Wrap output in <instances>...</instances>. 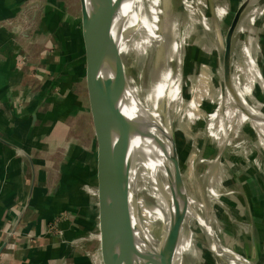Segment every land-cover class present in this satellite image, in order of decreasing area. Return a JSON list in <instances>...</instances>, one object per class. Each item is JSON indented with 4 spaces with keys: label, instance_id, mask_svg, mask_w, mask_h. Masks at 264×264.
Here are the masks:
<instances>
[{
    "label": "water",
    "instance_id": "95a60500",
    "mask_svg": "<svg viewBox=\"0 0 264 264\" xmlns=\"http://www.w3.org/2000/svg\"><path fill=\"white\" fill-rule=\"evenodd\" d=\"M260 1L242 2L222 36L223 86L237 107L240 106L235 95L232 68L235 35L242 19ZM135 2L78 0V13L72 7L63 6L79 74L85 85L91 121L95 156L98 264H175L176 256L181 252L182 236L190 209L189 193L182 172L180 134L178 127L175 128L176 123L168 124L170 116L167 99L162 100L160 120L150 114L133 93V87L139 86L131 73L133 67L122 55L121 42L127 34L126 18ZM161 4L167 13L168 0H161ZM29 26L34 27L30 22ZM31 28L27 30L28 33ZM158 31L160 36L164 35V24L161 21ZM154 56L156 65L164 63L167 57L166 46L159 45ZM145 63L148 64L147 61ZM179 95L181 97V92ZM244 129L257 139L252 128L244 126ZM138 154L163 171L169 189L167 203L171 228L159 239L157 246H152L142 230L139 211L134 203L132 171ZM62 184L63 180L56 187L54 195L61 190ZM196 224L204 232L200 223ZM250 235V255L247 252H234L243 258V264H259L260 256L253 228ZM211 238V241L206 238L211 251L221 260L228 258L229 254L220 255L216 252V247L221 244L216 236Z\"/></svg>",
    "mask_w": 264,
    "mask_h": 264
},
{
    "label": "rangeland",
    "instance_id": "374dc122",
    "mask_svg": "<svg viewBox=\"0 0 264 264\" xmlns=\"http://www.w3.org/2000/svg\"><path fill=\"white\" fill-rule=\"evenodd\" d=\"M46 1L48 2L49 8L46 5ZM242 1L243 0H211L210 14L212 18L215 16V11L219 9H223L225 12L224 17L220 20V25L223 28V36L229 21L232 19L233 14L241 5ZM38 2L44 6V13L41 21L42 38L45 34V39L47 41L46 43L43 42L42 51L47 50L49 45L53 46L50 52L53 51L57 59L59 56L60 61L56 64H62V68H64L63 73H65V75L73 73V79L79 81L76 94L81 102H83L82 109H67L66 114L65 112L63 114L65 116H69L70 114L71 116H69L70 120L68 123L71 124L72 131L70 138L72 137L71 139L73 140L70 146L74 145L80 152V155L78 154L75 156L78 164L76 165L77 167H69L68 171L65 172L67 173L66 177L63 176V179H65L63 182L67 181L71 188L72 196L64 200L59 199L57 203V206L63 211L60 222H64L67 218L71 217L68 222V233L67 235H63V230L57 227L52 229L51 233L61 239L56 245L59 251L58 253L64 252L66 243L69 242L70 245H73V248H69V251L73 254V258L82 257L85 260L83 264H98L99 246L94 212L95 198L92 193H89L90 190L95 187V168L92 157L93 150L91 152V145L92 147L94 146L91 121L88 122L85 85L79 74L78 62L76 59L74 60L75 56L71 44L69 28L64 21L63 9V6L66 5L67 7H72L75 13H78V0H39ZM178 3L175 2L172 6V17L176 20L174 23L171 22L169 27L172 28L177 25L180 10V17L184 18L185 22L184 25L181 26V31L185 33L188 27V21L184 15L187 12L185 5H182L180 0H178ZM155 12L158 13L157 9H155ZM158 18H160L159 15ZM253 20L254 23L252 25ZM126 21L128 24L127 18ZM244 21H246V29H251V33L249 32V39L251 43H253L259 25L262 23L264 24V0L258 2L250 10L245 16ZM262 36H264V33ZM198 38L199 37L192 36L188 39L186 42L187 46L185 45L181 51V75L184 79V87L182 88L184 98H182V96L181 98L187 105L193 97V93L191 92V89L193 90V81L195 76L200 73L205 59L209 62L210 67L214 68L211 70L214 75L216 77L218 75L216 72L217 69L215 70L216 55H214L215 57L205 56L206 54L203 53L202 48L203 45L208 42L200 37L201 43H197L195 39ZM55 45H57V48ZM76 64L77 69L74 68ZM147 68L148 65L144 63V66L140 68L139 66L133 67L131 70L134 80L139 87L143 83V75L146 74ZM215 108L216 105L212 106L211 102L203 100L199 106V110L202 112L201 117L199 116L198 118V116L195 117L194 115L192 117L186 111L178 115V122L182 121V124L184 127L186 126V128L189 125L191 126L188 136L178 129L183 166L185 170L191 166L194 174L193 181L188 184L186 183L188 193L195 203H199L202 206L201 209L196 208L197 211L195 213L199 217L208 218L212 221L216 239L222 246L237 253L243 254L247 252V255H250V231L251 228H253L260 245L259 256H261L264 254V152L258 146L256 137L246 129H244L241 135L233 139L232 134L226 135L225 132L224 134L219 132V138H217L207 120V115L214 111ZM89 125L90 135L88 137ZM176 127H178V125L175 126V128ZM232 129L233 127L231 130ZM228 130H230V128H228ZM65 144L66 143L60 144L63 152L57 155V165L59 166L61 164L67 166L68 161H70V159H68L70 150L68 153L66 150L67 145ZM82 150L86 152L84 156L81 155ZM88 154H90L89 158L87 157ZM140 158H142L141 155ZM213 161L216 163L213 164ZM62 168V171H66L65 169H67V167ZM212 177H214L215 180L219 179L218 183L214 185L218 195L217 200L207 195L206 192V186L210 184L209 182ZM149 178V175H145L141 177V180L145 186L144 190L147 192V199H154L156 202V185L151 184ZM151 210L153 222L146 227L149 233L156 231L160 226L159 216L153 208ZM251 212L253 213L252 216ZM187 229L193 235L192 244L194 248H196L197 254H189L186 257V264H224L214 259V257L217 259L219 258L211 251L204 232H202V229L195 222L190 221ZM157 245L158 241L152 246ZM235 252V264H242V258ZM263 259L264 255L259 264H262Z\"/></svg>",
    "mask_w": 264,
    "mask_h": 264
},
{
    "label": "crops",
    "instance_id": "0c3cea01",
    "mask_svg": "<svg viewBox=\"0 0 264 264\" xmlns=\"http://www.w3.org/2000/svg\"><path fill=\"white\" fill-rule=\"evenodd\" d=\"M38 1L0 0V264H83L82 257L73 258L69 242L58 253L61 239L51 233L55 227L63 235L68 233L71 217L60 222L63 211L57 203L72 196L71 188L64 181L56 195L54 191L68 168L77 167L75 156L80 155L70 146V114H63L67 109H82L83 102L76 94L79 81L74 74L63 73L53 51H42L47 41L45 34L42 38L44 6ZM46 5L49 8L47 1ZM21 56L29 62L22 69ZM86 111L90 122L88 105ZM61 143L70 150L67 166L57 165ZM85 153L82 150L81 155ZM251 247L250 237L249 252Z\"/></svg>",
    "mask_w": 264,
    "mask_h": 264
},
{
    "label": "bare ground",
    "instance_id": "6f19581e",
    "mask_svg": "<svg viewBox=\"0 0 264 264\" xmlns=\"http://www.w3.org/2000/svg\"><path fill=\"white\" fill-rule=\"evenodd\" d=\"M180 1L182 5H185L187 12L184 15L188 21L186 34L181 31V26L185 22L184 18L180 17V10L177 25L172 28L169 27V24L171 22L174 23L176 20L172 17V6L175 2L178 3V0H168L169 8L167 13L162 9L161 0H136L127 18L128 24L127 21L125 24L127 34L121 42L122 55L131 67L139 66L140 68L144 66L146 61L148 62L147 72L145 77L143 76L144 79H142L143 83L140 87H133L134 95L150 114L160 120L162 119L159 114L161 103L163 98L167 99L170 116L168 124L177 123L178 129L183 131L186 136H188L191 126L189 125L186 128L182 121L178 122V115L186 111L192 117L193 115L195 117L198 116V118L199 116L201 117L202 112H200L199 106L203 100H207L211 102L212 106L216 105L215 110L207 115V120L217 138H219V132L223 134L225 132L226 135L232 134L233 139L242 134L244 126L252 128L257 135L256 142L264 152V36H262L264 24L259 25L253 43L249 39L251 29L247 30V27H245L246 21H248H244L245 17L239 24L235 35L232 68L235 95L240 106L237 107L228 91L224 89L222 79L221 55L224 41L220 20L225 15L224 10L215 11V16L212 18L210 14L211 0ZM155 9H157L158 13L155 12ZM157 14L160 18H158ZM160 21L164 24L163 36H160L158 31ZM192 36L202 37L207 40L208 43L203 45L202 51L207 57L216 55V57L214 56L216 58L215 70L217 69L218 75L217 77L214 75L213 71H211L214 68L210 67L209 62L205 59L200 73L195 76L193 81V90L191 89L193 97L187 105L182 100L184 98V92L182 91L184 79L181 75V51ZM199 38L195 39L197 43H201ZM159 45L166 46L167 57L164 63L156 65L154 53ZM179 92H182V98ZM232 127L233 129L231 130ZM208 137L210 138L209 135ZM140 155L142 158H140ZM140 155H137L132 171L134 203L139 211L141 228L153 245L171 228V214L167 203L169 189L167 188L163 171L159 167L154 166L142 154ZM212 163L216 162L213 161ZM182 172L186 183H191L194 178L192 167L190 166L185 170L183 166ZM145 175H149V182L156 185V197L158 200L156 202L154 199L148 200L146 197L147 192L144 190L145 186L141 180V177ZM218 181L219 179L215 180L212 177L210 184L206 186L207 190L205 189L207 195L216 198L215 200H217L218 195L214 185ZM89 193L94 196V189ZM189 200L190 209L182 236L181 252L176 256L175 264H186V262L184 263V256L186 257L192 253L197 254L196 248L192 244L193 235L186 229L190 221L200 223L208 240L211 241V237H215L212 221L208 218L199 217L195 213L197 211L196 208H202L201 204L195 203L190 195ZM151 207L160 218V226L156 231L149 233L146 227L153 222ZM216 248L218 254H229V256L226 258L227 260L224 259L223 261L216 257L214 259L224 264H235L233 250L222 245H218ZM243 263L244 260L242 258Z\"/></svg>",
    "mask_w": 264,
    "mask_h": 264
},
{
    "label": "built area",
    "instance_id": "2783aa9c",
    "mask_svg": "<svg viewBox=\"0 0 264 264\" xmlns=\"http://www.w3.org/2000/svg\"><path fill=\"white\" fill-rule=\"evenodd\" d=\"M19 64H20L19 68L22 69V68L26 67L27 65H29V62L24 56H21V58L19 59ZM7 236L12 237L13 234L7 233Z\"/></svg>",
    "mask_w": 264,
    "mask_h": 264
},
{
    "label": "trees",
    "instance_id": "16d2710c",
    "mask_svg": "<svg viewBox=\"0 0 264 264\" xmlns=\"http://www.w3.org/2000/svg\"><path fill=\"white\" fill-rule=\"evenodd\" d=\"M50 50H51V46L49 45L48 48H47V50L43 51V53L46 54V53H48Z\"/></svg>",
    "mask_w": 264,
    "mask_h": 264
}]
</instances>
